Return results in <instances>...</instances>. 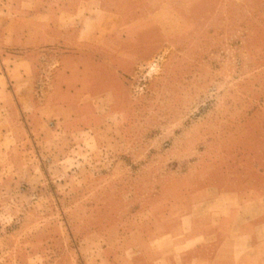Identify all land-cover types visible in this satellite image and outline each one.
Listing matches in <instances>:
<instances>
[{"label":"rangeland","instance_id":"rangeland-1","mask_svg":"<svg viewBox=\"0 0 264 264\" xmlns=\"http://www.w3.org/2000/svg\"><path fill=\"white\" fill-rule=\"evenodd\" d=\"M124 11L95 7L102 31L70 51L36 49L27 88L40 91L22 113L6 105L14 49L0 47V264H134L206 187L264 200V0ZM60 59L81 69L63 97ZM92 81L107 93L88 96Z\"/></svg>","mask_w":264,"mask_h":264},{"label":"crops","instance_id":"crops-1","mask_svg":"<svg viewBox=\"0 0 264 264\" xmlns=\"http://www.w3.org/2000/svg\"><path fill=\"white\" fill-rule=\"evenodd\" d=\"M125 1L11 0L12 5L3 9L13 16L12 28L0 29V47L11 45L14 49V76L4 70V82L11 87L7 107L22 113L24 99L39 95L38 84L27 88L35 75L36 49L59 46L70 51L79 47L83 33L102 31L96 23L95 7L115 17L129 7L130 0ZM5 39H11V44H6ZM64 64L78 66L73 60L58 61L55 76L62 75L63 81L57 82L55 93L61 97L67 96L69 89L78 91L77 87L66 85V81L68 76L78 77L81 70L76 67V73L68 74L61 69ZM44 76L41 75L40 82L46 79ZM102 87L100 81H92L88 96L105 95L107 90ZM41 105L44 108L50 104L45 101ZM242 194V191H226L216 186L204 188L188 202L187 211L168 231L150 239L152 248L141 247L134 264H264V200L255 202Z\"/></svg>","mask_w":264,"mask_h":264}]
</instances>
